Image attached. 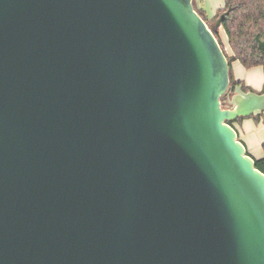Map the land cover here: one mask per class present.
I'll return each instance as SVG.
<instances>
[{
    "label": "water",
    "instance_id": "water-1",
    "mask_svg": "<svg viewBox=\"0 0 264 264\" xmlns=\"http://www.w3.org/2000/svg\"><path fill=\"white\" fill-rule=\"evenodd\" d=\"M193 0H0V264H264V172Z\"/></svg>",
    "mask_w": 264,
    "mask_h": 264
},
{
    "label": "trees",
    "instance_id": "trees-1",
    "mask_svg": "<svg viewBox=\"0 0 264 264\" xmlns=\"http://www.w3.org/2000/svg\"><path fill=\"white\" fill-rule=\"evenodd\" d=\"M193 3L196 11L210 27L213 26L222 13H226L220 27H223L227 34L232 55H229L225 49L219 28L213 27V32L230 62L232 83L234 85L242 83L245 91L252 90L243 82L235 80L232 63L239 61L247 69L258 66L264 69V0H225V7L220 9L210 21L206 18L204 12L197 7L194 0ZM232 122L230 121L231 124ZM262 149V157H252L257 168L264 172V144ZM247 153L250 155L248 150Z\"/></svg>",
    "mask_w": 264,
    "mask_h": 264
},
{
    "label": "crops",
    "instance_id": "crops-1",
    "mask_svg": "<svg viewBox=\"0 0 264 264\" xmlns=\"http://www.w3.org/2000/svg\"><path fill=\"white\" fill-rule=\"evenodd\" d=\"M197 7L202 10L206 18L210 21L225 7V0H194ZM220 37L225 44V49L229 55L232 51L228 44V37L223 29L219 28ZM234 78L238 82H243L256 92H264V69L260 66L251 69L245 68L239 61L232 63ZM232 125L238 133L239 139L245 144L248 152L255 158L263 156L262 146L264 144V113L240 117L233 120Z\"/></svg>",
    "mask_w": 264,
    "mask_h": 264
},
{
    "label": "rangeland",
    "instance_id": "rangeland-1",
    "mask_svg": "<svg viewBox=\"0 0 264 264\" xmlns=\"http://www.w3.org/2000/svg\"><path fill=\"white\" fill-rule=\"evenodd\" d=\"M214 25V24H213ZM226 47V46H225Z\"/></svg>",
    "mask_w": 264,
    "mask_h": 264
}]
</instances>
